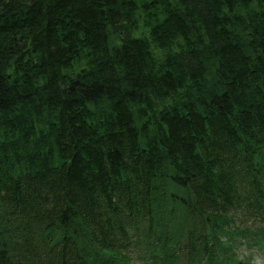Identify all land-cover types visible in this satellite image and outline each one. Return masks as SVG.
Instances as JSON below:
<instances>
[{"label": "trees", "instance_id": "trees-1", "mask_svg": "<svg viewBox=\"0 0 264 264\" xmlns=\"http://www.w3.org/2000/svg\"><path fill=\"white\" fill-rule=\"evenodd\" d=\"M252 250L264 0H0V264Z\"/></svg>", "mask_w": 264, "mask_h": 264}, {"label": "rangeland", "instance_id": "rangeland-1", "mask_svg": "<svg viewBox=\"0 0 264 264\" xmlns=\"http://www.w3.org/2000/svg\"><path fill=\"white\" fill-rule=\"evenodd\" d=\"M245 248H247V250L246 249H244V252L246 253V254H248L249 253V248L248 247H245ZM251 263H253V264H264V257L261 255V253H259V252H255V250H252L251 251ZM133 264H140V263H138V262H133Z\"/></svg>", "mask_w": 264, "mask_h": 264}]
</instances>
